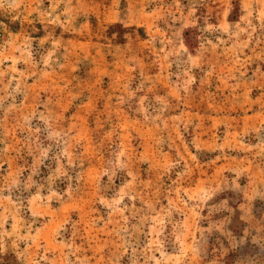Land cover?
I'll use <instances>...</instances> for the list:
<instances>
[{"label":"rangeland","instance_id":"obj_1","mask_svg":"<svg viewBox=\"0 0 264 264\" xmlns=\"http://www.w3.org/2000/svg\"><path fill=\"white\" fill-rule=\"evenodd\" d=\"M0 264H264V0H0Z\"/></svg>","mask_w":264,"mask_h":264},{"label":"trees","instance_id":"obj_2","mask_svg":"<svg viewBox=\"0 0 264 264\" xmlns=\"http://www.w3.org/2000/svg\"><path fill=\"white\" fill-rule=\"evenodd\" d=\"M118 28H121L120 25H113L111 26L109 29L110 30H115V29H118ZM7 260V259H6Z\"/></svg>","mask_w":264,"mask_h":264}]
</instances>
